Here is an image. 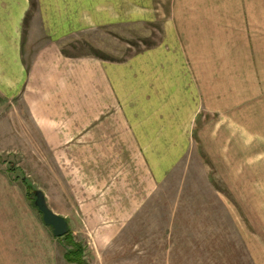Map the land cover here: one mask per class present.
Returning <instances> with one entry per match:
<instances>
[{
  "label": "rangeland",
  "instance_id": "obj_1",
  "mask_svg": "<svg viewBox=\"0 0 264 264\" xmlns=\"http://www.w3.org/2000/svg\"><path fill=\"white\" fill-rule=\"evenodd\" d=\"M58 3L84 20L71 16L66 33L48 35L29 2L24 37L41 33L42 45L58 40L70 58L113 64L156 50L171 77V102L160 106L169 121H158L157 100L147 108L150 135L162 137L128 139L132 114L140 128L145 119L143 105L128 106L107 153L94 140L43 138L22 108V144H5L0 173L22 190V212L40 223L59 264L68 237L85 245L87 264H264V0H89V12L82 0ZM149 165L161 179L146 182ZM36 190L70 236L42 222Z\"/></svg>",
  "mask_w": 264,
  "mask_h": 264
},
{
  "label": "crops",
  "instance_id": "obj_2",
  "mask_svg": "<svg viewBox=\"0 0 264 264\" xmlns=\"http://www.w3.org/2000/svg\"><path fill=\"white\" fill-rule=\"evenodd\" d=\"M85 1L82 0L83 6L87 5L89 12V0ZM37 2L38 18L36 16L34 23L36 29L38 27V31L43 30L45 34L66 33V22H71V16L73 23L80 24L81 18L84 20V12L74 20L72 11L69 20L68 13L61 11L68 8L64 3L60 8L58 0ZM28 7V0H0V154L5 152L7 147L4 146L11 140L18 139L19 145L22 144V108L43 138H77L83 140L84 146L88 141V147L94 140L95 146L107 153L115 145L107 140L122 138L123 110L126 111L128 106L133 109L143 105L140 111L144 123L140 128L138 118L136 124L134 121L137 113L132 114L128 139L136 140L139 145L140 139L162 137L150 135L148 119L153 115L147 111L149 107L156 110L157 100L158 121H169L164 119L166 116L160 109L162 102H171V93L165 94L163 89L171 77L164 76L161 67L157 66V56L161 52L153 50L123 64L70 58L62 54L58 40L42 45L39 42L41 33L32 41L30 33L24 37L23 22ZM179 71L180 68L174 69L175 85H178ZM156 91L158 98L155 99ZM174 91L177 93L178 89ZM177 106L178 103L175 108ZM175 108L171 112L174 118L179 114ZM108 110L114 114L107 115ZM193 112L186 115L191 117ZM183 129L181 137L185 145L190 137L188 120ZM144 154L154 153L144 150ZM147 170L152 173V178L145 177L146 182L161 179V175L155 177L151 165ZM248 192L244 191L245 194ZM22 211V190L16 182H10L0 173V264H59L56 249H49L48 238L40 223Z\"/></svg>",
  "mask_w": 264,
  "mask_h": 264
},
{
  "label": "water",
  "instance_id": "obj_3",
  "mask_svg": "<svg viewBox=\"0 0 264 264\" xmlns=\"http://www.w3.org/2000/svg\"><path fill=\"white\" fill-rule=\"evenodd\" d=\"M34 206L41 213L42 222L52 228L54 236L60 237L68 232V223L66 219L49 208L45 195L41 190L35 191Z\"/></svg>",
  "mask_w": 264,
  "mask_h": 264
},
{
  "label": "trees",
  "instance_id": "obj_4",
  "mask_svg": "<svg viewBox=\"0 0 264 264\" xmlns=\"http://www.w3.org/2000/svg\"><path fill=\"white\" fill-rule=\"evenodd\" d=\"M30 2V7L33 9V11L36 10V5L37 2L36 0H29ZM28 17V14H27ZM26 17V18H27ZM26 18L24 20V22L26 21ZM68 237L69 235V231L63 235V237ZM69 240V245L70 247H68L65 252H64V259L66 260L67 264H87V262L85 261V245H82L80 242L76 241L73 239V237H68Z\"/></svg>",
  "mask_w": 264,
  "mask_h": 264
}]
</instances>
